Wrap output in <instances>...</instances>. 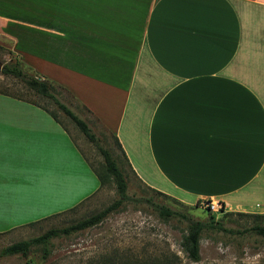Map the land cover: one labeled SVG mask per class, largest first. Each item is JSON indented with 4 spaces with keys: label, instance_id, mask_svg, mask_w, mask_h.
<instances>
[{
    "label": "crops",
    "instance_id": "1",
    "mask_svg": "<svg viewBox=\"0 0 264 264\" xmlns=\"http://www.w3.org/2000/svg\"><path fill=\"white\" fill-rule=\"evenodd\" d=\"M0 44L118 138L147 187L264 215V0H0ZM101 188L50 113L0 93V235Z\"/></svg>",
    "mask_w": 264,
    "mask_h": 264
},
{
    "label": "rangeland",
    "instance_id": "2",
    "mask_svg": "<svg viewBox=\"0 0 264 264\" xmlns=\"http://www.w3.org/2000/svg\"><path fill=\"white\" fill-rule=\"evenodd\" d=\"M18 61L8 47L0 44V62L15 64ZM24 69V68H23ZM29 75L32 72L24 69ZM53 93L83 119L92 132L117 159L128 180L130 200L123 208L111 214L99 225L50 241L49 255L43 258V247H33L27 257L20 255L0 257V264H137L136 260H156L158 264H264V238L247 229L256 224L264 225V218L254 214L212 212L201 206L187 207L165 198L147 188L132 173L116 146L115 138L101 127L66 90L53 85ZM0 93L12 95L46 108L58 120L84 153L94 170H101L104 159L92 144L58 107L48 99L37 96L25 84L0 72ZM118 199L113 182L103 186L99 193L76 210L64 213L34 226H28L0 235V251L8 245L29 240L52 228H64L103 210ZM154 204L170 207L185 216L168 222L160 218ZM214 214L223 226L233 233L207 229L201 235V261L192 262L182 248L190 221L209 222Z\"/></svg>",
    "mask_w": 264,
    "mask_h": 264
},
{
    "label": "trees",
    "instance_id": "3",
    "mask_svg": "<svg viewBox=\"0 0 264 264\" xmlns=\"http://www.w3.org/2000/svg\"><path fill=\"white\" fill-rule=\"evenodd\" d=\"M1 73L3 75L12 76L16 79H19L25 84V86L29 90L34 92L37 96L48 99L49 101L54 103L60 111H62L68 118H70L73 121V123L78 127V129L82 132V134L92 144H94V146L97 148L98 152L102 155L104 159V165L102 169L101 170L99 169V171L94 170L100 181V186L103 187L106 184L113 182L118 194L117 200H115L112 204L108 205L103 210L91 215L90 217L79 220L64 228L49 229L44 234L38 237L12 243L0 251V257H9L15 255L27 257L31 253L33 247L42 246L43 258H47L50 253L48 246L52 239L60 238L62 236H69L71 234L95 227L100 223H102L105 219H107L111 214L120 211L123 208L124 204L130 200V197L128 195V180L124 171L120 167L117 159L114 157L111 151H109L101 144L100 140L92 132L89 125L83 119H81L78 115H76L70 108H68L56 97V95L53 93L52 84L48 80H41L39 78H36L34 75H29L27 72H25L19 61H16L15 64L3 65ZM36 105L40 106L39 104ZM40 107L46 110L48 113H50V115L63 127L61 122L58 120L56 114L48 111L46 108L42 106ZM64 130L66 129L64 128ZM115 142H116V146L118 147V149L122 154V157L124 158V161L127 163V165L131 170L132 168L130 166V163L128 162L126 154L124 153V150L122 149V146L118 138L116 137H115ZM131 171L135 176L136 174L134 173V171L133 170ZM149 189L161 196H164L165 198L172 199L159 191H156L151 188ZM149 201L152 202V205L155 208L154 210L158 213L160 218L163 219L165 222L175 219L177 216H181L180 213H178L177 211L171 209L166 205L154 204L153 201L151 200ZM76 209L77 208H74L71 211H74ZM220 213L231 214V213H225L223 208L220 210ZM254 215L256 218H264V215H260V214H254ZM181 217L185 218L184 215H182ZM207 229L222 231L225 233H233L231 229L225 228L222 222L218 220L214 214L210 215L209 222L190 221L188 224V232L184 235L181 245L184 251L187 253L188 258L192 262L197 263L201 261L200 240L202 233ZM247 231L253 232L256 235H259L264 238V225L256 224L251 228L247 229ZM135 263L158 264L159 262L156 260H151V261L136 260Z\"/></svg>",
    "mask_w": 264,
    "mask_h": 264
},
{
    "label": "built area",
    "instance_id": "4",
    "mask_svg": "<svg viewBox=\"0 0 264 264\" xmlns=\"http://www.w3.org/2000/svg\"><path fill=\"white\" fill-rule=\"evenodd\" d=\"M200 206L212 212H220V210L222 209V206L213 199L201 200Z\"/></svg>",
    "mask_w": 264,
    "mask_h": 264
},
{
    "label": "water",
    "instance_id": "5",
    "mask_svg": "<svg viewBox=\"0 0 264 264\" xmlns=\"http://www.w3.org/2000/svg\"><path fill=\"white\" fill-rule=\"evenodd\" d=\"M2 67H3V64H2V62H0V72L2 70Z\"/></svg>",
    "mask_w": 264,
    "mask_h": 264
}]
</instances>
